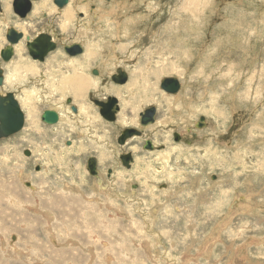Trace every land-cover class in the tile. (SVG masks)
<instances>
[{"label":"rangeland","instance_id":"obj_1","mask_svg":"<svg viewBox=\"0 0 264 264\" xmlns=\"http://www.w3.org/2000/svg\"><path fill=\"white\" fill-rule=\"evenodd\" d=\"M6 1L0 49L8 27L24 37L9 61L0 58V93L13 92L24 125L0 138V191L3 183L12 197L0 196V264H67L70 248L76 264H264V0H68L61 8L39 0L23 19L11 4L5 12ZM40 31L56 44L43 61L25 40ZM75 43L82 52L70 56L63 47ZM24 62L37 67L17 71ZM117 69L124 84L111 79ZM80 72L92 84L76 98L64 81ZM164 77L178 80L177 93L159 88ZM27 93L35 110L23 106ZM108 96L118 101L112 121L93 103ZM151 106L154 122L140 127L138 114ZM48 108L56 124L40 121ZM128 127L140 136L118 144ZM146 139L155 148L144 149ZM126 152L128 167L119 159ZM51 184L48 204L41 194ZM32 197L40 216L22 207ZM6 215L26 224L10 226ZM143 215L154 236L143 232Z\"/></svg>","mask_w":264,"mask_h":264},{"label":"water","instance_id":"obj_2","mask_svg":"<svg viewBox=\"0 0 264 264\" xmlns=\"http://www.w3.org/2000/svg\"><path fill=\"white\" fill-rule=\"evenodd\" d=\"M39 0H12L11 8L15 15L20 19L25 18L32 9V3ZM58 7H63L68 3V0H52ZM0 4V12H1ZM24 37L21 31L16 30L14 27H8L5 32V39L7 44L0 49V58L3 62L9 61L14 54V45L17 44ZM26 46L29 56L33 60L43 61L45 56L56 48V44L52 36L43 31L36 34L32 39L28 36L25 37ZM63 50L70 56L78 55L82 52V47L75 43L64 46ZM112 81L118 84H124L127 80V74L121 69H117L116 73L111 75ZM3 83L2 69L0 68V85ZM159 88L169 94H175L180 89L178 80L174 77H164L160 80ZM106 105L109 107V113L104 114L101 111L103 105L99 100H93V103L98 107L99 114L107 121H112L115 118V113L118 110V101L114 96L106 98ZM71 111L76 112V109L71 106ZM155 107L151 106L144 109L138 114L139 126L144 127L154 122ZM41 121L47 124H56L59 121L58 115L55 111L46 109L42 112ZM204 118L200 117L197 127H202ZM24 125V114L16 100L13 92L9 91L4 94L0 93V138H5L16 134L22 129ZM141 131L135 128H125L122 133L117 137L118 144H124L127 137L132 135L140 136ZM174 139L178 140V135L174 134ZM144 149L151 150L155 148L152 142L147 139L144 142ZM24 155H28V150H24ZM119 159L125 167L130 165L132 157L130 152H126L119 156ZM86 167L91 175H96V160L91 157L86 162Z\"/></svg>","mask_w":264,"mask_h":264},{"label":"crops","instance_id":"obj_3","mask_svg":"<svg viewBox=\"0 0 264 264\" xmlns=\"http://www.w3.org/2000/svg\"><path fill=\"white\" fill-rule=\"evenodd\" d=\"M8 1V0H7ZM6 1V4H5V6H9L10 7V3H8ZM4 2H5V0H4ZM5 6H4V8H5ZM5 10H6V8H5ZM6 13H8V11H5ZM0 14H1V12H0ZM3 14V13H2ZM80 109V108H79ZM83 179V178H82ZM85 180V179H84ZM83 181V180H82ZM99 188L100 189H102V190H104V192H105V195H107V194H112V193H114V189L112 188V186H111V184L109 183V182H105V181H100L99 182ZM63 187H61V191H63V190H65V191H67L64 187H66L65 185H62ZM55 188L53 187V184H51L48 188H46V187H44V189H43V191H42V193L43 194H41V195H43V196H45L46 197V199H47V201H48V204H52V202H54L55 201V196H53L54 194H52L53 193V190H54ZM107 189V190H106ZM111 190L113 191L112 193H111ZM78 191V190H77ZM33 198H29V200L30 201H27L26 203H24V204H22V207H24V208H26L28 211L30 210V211H32V212H30L29 214L31 215V216H40V214H39V208H41V207H39V203H33V200H32ZM40 199V198H39ZM13 200V199H12ZM54 200V201H53ZM86 200L87 201H91V199L90 198H86ZM154 200V199H153ZM32 201V202H31ZM40 201V200H39ZM156 202V201H155ZM143 203V202H142ZM41 204V203H40ZM143 204H146V203H143ZM161 204V203H160ZM42 205V204H41ZM30 206H34L36 209H32V208H30ZM152 206V205H151ZM139 210V208L137 209H135V211L137 212ZM140 211L142 212V209H140ZM42 217H44V216H46V218L48 217V214H46V213H44V214H42L41 215ZM144 216V215H143ZM147 216V215H146ZM146 216H144L145 218L143 219L144 220V224H143V226H142V229H143V232L145 233V235H150L149 233H151L152 231H151V229H150V221H149V223H147V219H146ZM6 217H8V220L6 221V222H9V221H11V224H10V226H17V227H20L21 226V224H23V225H25L26 224V219L25 220H19V221H16V220H13L12 218H10L8 215H6ZM173 217H174V215L172 216V217H170L171 218V220H168L169 221V223H172L173 222ZM149 226V227H148ZM25 230L27 231V234H26V237H30V238H35V232L34 233H32L31 234V232H29L28 230H30V224H28L27 225V227L25 228ZM42 230V229H41ZM173 234V232H170V233H168V234H166V236H171ZM39 235V234H38ZM150 236H154L153 234H151ZM212 236V235H211ZM39 245H41V244H38V242L36 243V242H31V246L33 247V249H35V248H38V246ZM107 249H109V248H106L105 250H107ZM70 250H71V254H69V255H67V257L65 258V262H67L68 261V263L67 264H76V262H75V258L76 257H79V254L77 253V249H75V248H70ZM9 251H8V249H7V247H6V245L5 246H2V248H1V253H8ZM87 254H89L90 256H91V258H93L94 257V251L92 250V249H89L88 250V252H87ZM35 255V254H34ZM70 258H71V260H70ZM105 259H109L108 257H106ZM117 260H115L114 262H116ZM124 259L122 260V261H120L119 262V264H124ZM103 264H113L112 262L110 263V262H106V263H103ZM114 264H118V263H114Z\"/></svg>","mask_w":264,"mask_h":264},{"label":"bare ground","instance_id":"obj_4","mask_svg":"<svg viewBox=\"0 0 264 264\" xmlns=\"http://www.w3.org/2000/svg\"><path fill=\"white\" fill-rule=\"evenodd\" d=\"M8 1H10V0H8ZM7 1V2H8ZM12 1V0H11ZM43 3V5L45 4V2L43 1L42 2ZM48 3V2H47ZM10 4H11V2H10ZM5 8H6V10H9V7L8 6H5ZM2 9V8H1ZM12 9V8H11ZM68 9L69 8H65L64 10H63V12H62V17L63 16H65L66 18H68L69 17V15L68 14H70L69 13V11H70V9H69V11H68ZM5 10V11H6ZM73 11V10H72ZM114 13V12H113ZM22 28V27H21ZM22 50V49H21ZM46 57V56H45ZM25 63V62H24ZM11 66V68L10 69H12V66H13V64H11L10 65ZM9 66V67H10ZM74 66V65H73ZM159 66V65H158ZM163 66V65H162ZM172 66V65H171ZM37 66H35L34 64H26L25 63V65L23 64V65H21V66H17V67H15V68H17V71H19V72H23V71H26V70H28L29 72H32V71H34L35 70V68H36ZM83 67V66H82ZM26 68V70H24ZM169 68V67H168ZM174 68V67H173ZM173 68H171V69H173ZM9 69V68H8ZM9 69V70H10ZM156 69H157V66H156ZM165 69H166V67H165ZM15 70V69H14ZM58 70V69H57ZM79 70V69H78ZM155 70V69H154ZM160 70V69H159ZM16 71V72H17ZM77 71V70H76ZM147 71V70H146ZM170 71V70H169ZM151 72H153V70L151 71ZM161 72H162V69H161ZM35 74V73H34ZM159 74V73H158ZM161 74V73H160ZM156 76V75H155ZM160 76V75H159ZM159 76H158V78H159ZM147 77V76H146ZM148 77H149V75H148ZM155 78H157V77H155ZM144 79V78H143ZM149 79V78H148ZM148 79L146 78V80L148 81ZM152 79V78H151ZM140 80V79H139ZM69 81H71L72 83H73V87H72V90H70V91H72V93L75 95V97L77 98V96L76 95H81V94H84V93H81V92H84L87 88H88V86L90 85L89 84V82H91V84H92V79H90V78H88V81H87V78H85V76L83 75V74H81V72L80 73H76L75 74V76L74 77H72L71 78V80H67V78L65 79V81L64 82H69ZM145 81V80H144ZM5 82V81H4ZM49 82V81H48ZM15 83V82H14ZM139 83V82H138ZM145 83V82H144ZM147 83V82H146ZM145 83V84H146ZM11 85V84H10ZM69 86V85H68ZM143 86V85H142ZM145 86V85H144ZM144 88V87H143ZM64 89V88H63ZM80 92L79 94H76L75 92ZM25 95V102H23V106H25L26 108H27V106L28 105H31V107H32V104L34 103V96L30 93L29 95H28V93L27 94H24ZM37 95V94H36ZM45 97V96H44ZM82 98H83V95H82ZM81 98V99H82ZM22 104V103H21ZM81 105V104H80ZM22 106V107H23ZM24 107V108H25ZM81 107H83V106H81ZM25 108V109H26ZM33 109L35 108V105H33V107H32ZM79 108H80V106H79ZM83 109V108H82ZM35 110V109H34ZM80 110V109H79ZM33 111V110H32ZM54 111V110H53ZM34 112V114H33V116H32V114L31 115H29V117L30 118H32V121L34 120L33 119V117H35V111H33ZM32 112V113H33ZM56 112V111H55ZM57 113V112H56ZM80 113V112H79ZM29 114H30V112H29ZM82 114V113H81ZM57 115H59L58 113H57ZM77 115H78V113H77ZM76 115V116H77ZM85 115V118L87 119V118H90V117H88L86 114H84ZM58 118H59V116H58ZM116 120V119H115ZM35 122V121H34Z\"/></svg>","mask_w":264,"mask_h":264},{"label":"flooded vegetation","instance_id":"obj_5","mask_svg":"<svg viewBox=\"0 0 264 264\" xmlns=\"http://www.w3.org/2000/svg\"><path fill=\"white\" fill-rule=\"evenodd\" d=\"M41 32V31H40ZM44 32V31H43ZM39 33V32H38ZM32 39V38H31ZM70 101V100H69ZM99 101H101V102H103L102 104V106H101V111L106 115V114H108L109 113V107L105 104L107 101H106V99L105 100H99ZM49 110H54V111H57V109H55V108H48ZM40 116H41V114L39 115V119H40V121H41V118H40ZM42 123H44L43 121H41ZM137 122V121H136ZM45 124H47V123H45ZM128 128H130V127H128ZM131 137H133V136H130V137H127V139H129V138H131ZM147 140V139H146ZM145 142V141H144ZM143 145H144V143H143ZM131 154V153H130ZM131 157H132V155H131ZM133 160V159H132ZM140 170V169H139ZM116 174V173H115ZM118 175V174H117ZM122 175H124V174H122ZM52 177L51 176H49L48 175V177H47V180H48V182H49V180L51 179ZM109 183L111 184V186H112V182H110L109 181ZM2 187H1V191H0V196L1 197H3V196H5V195H7V196H9L10 198H12L9 194H4V192H5V189H4V184L2 183V185H1ZM36 189H37V187H31L30 188V190H32L31 192H34L33 190H35L36 191ZM38 190V189H37ZM11 192H12V190H11ZM13 193V192H12ZM37 196H39V195H37ZM33 198V197H32Z\"/></svg>","mask_w":264,"mask_h":264}]
</instances>
